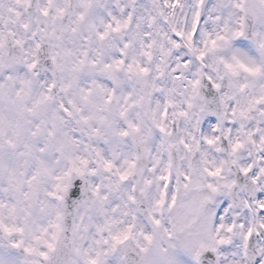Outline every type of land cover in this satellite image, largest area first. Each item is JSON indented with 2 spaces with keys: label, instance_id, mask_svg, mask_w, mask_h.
Returning a JSON list of instances; mask_svg holds the SVG:
<instances>
[{
  "label": "snow or ice",
  "instance_id": "obj_1",
  "mask_svg": "<svg viewBox=\"0 0 264 264\" xmlns=\"http://www.w3.org/2000/svg\"><path fill=\"white\" fill-rule=\"evenodd\" d=\"M0 264H264V0H0Z\"/></svg>",
  "mask_w": 264,
  "mask_h": 264
}]
</instances>
